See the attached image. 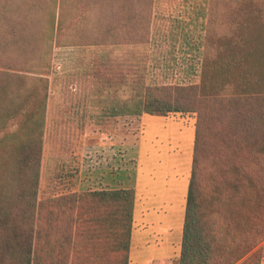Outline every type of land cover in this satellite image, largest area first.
Masks as SVG:
<instances>
[{"label":"trees","instance_id":"16d2710c","mask_svg":"<svg viewBox=\"0 0 264 264\" xmlns=\"http://www.w3.org/2000/svg\"><path fill=\"white\" fill-rule=\"evenodd\" d=\"M232 2L233 27L207 47L200 84L170 87L150 77L155 0H0V135L19 124L0 139V264H88L76 251L85 235H100L108 264L131 263L135 191L40 199L53 42L96 48L109 116L197 114L178 264H262L264 1ZM93 203L105 214L86 216Z\"/></svg>","mask_w":264,"mask_h":264},{"label":"rangeland","instance_id":"374dc122","mask_svg":"<svg viewBox=\"0 0 264 264\" xmlns=\"http://www.w3.org/2000/svg\"><path fill=\"white\" fill-rule=\"evenodd\" d=\"M232 1L155 0L150 45V77L153 82L170 87L200 84L207 47L213 49L218 36L229 32L233 27L230 17L236 6ZM121 55L120 51L116 54L117 63ZM47 60L49 69L46 77L50 85L40 179L41 201L72 194L80 195L77 191L80 182L79 164L85 140H91V146L94 147L100 145V137L117 135L123 136L126 141L128 136L135 138L141 133L139 117L115 118L104 110L107 106L104 104L106 97L93 77L99 70L96 48H65L58 47L53 42ZM166 118L181 120L189 125V129L196 127L198 121L195 113L171 114ZM18 130L19 124L13 121L4 133L11 136ZM4 133L0 135V139L4 137ZM216 160L215 154L205 159L204 164L207 165L204 168L208 176L217 171H214L213 166ZM123 163L124 168L131 167L128 159L124 158ZM125 174L131 177L133 173L128 169ZM205 183L204 186H207V180ZM91 207L86 216L101 217L105 214L106 209L100 204L93 203ZM72 213L76 214L77 210H72ZM59 216L61 217L57 220L67 217L60 213ZM99 236L92 241L85 235L76 249L81 252L82 260H88V264H108L104 242L98 240ZM56 238L61 242L63 240L59 235ZM262 246L261 263L264 264V244ZM72 249H75L74 244L68 250L72 252ZM178 261L179 259H174L172 262L178 264Z\"/></svg>","mask_w":264,"mask_h":264},{"label":"crops","instance_id":"0c3cea01","mask_svg":"<svg viewBox=\"0 0 264 264\" xmlns=\"http://www.w3.org/2000/svg\"><path fill=\"white\" fill-rule=\"evenodd\" d=\"M138 124L139 136L126 141L105 136L93 147L85 140L77 191H135L130 264H173L182 250L195 127L149 115L139 117ZM124 158L131 167L124 168ZM128 169L131 177L125 174Z\"/></svg>","mask_w":264,"mask_h":264}]
</instances>
